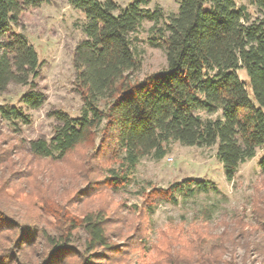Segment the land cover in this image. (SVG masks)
<instances>
[{
  "label": "trees",
  "instance_id": "16d2710c",
  "mask_svg": "<svg viewBox=\"0 0 264 264\" xmlns=\"http://www.w3.org/2000/svg\"><path fill=\"white\" fill-rule=\"evenodd\" d=\"M47 1L0 0V92L10 83L30 86L19 98L28 108L39 107L45 99L33 81L38 76L39 61L26 38L10 30L25 8ZM67 1L85 15L80 25L84 36L75 45L74 58L76 86L83 102L81 114L61 117L49 141L32 140L28 153L22 152L28 157L25 164L30 169L20 175L30 186L24 192L30 199V211L38 216L41 207L33 199L40 201L42 209L53 215L57 232L51 234L15 223L4 214L0 203V264H129L131 252L143 248L145 233L141 224L133 228L123 216L112 214L111 218L104 208L75 216L57 200L62 194L56 193L58 198L49 200L36 181V167H30L40 159L47 160L49 173H56L59 164L69 161L85 146L71 172H81L84 163L91 164L88 168L93 174L104 169L107 174L98 178L97 184L115 190L128 181L140 158L160 159L167 153V144L177 141L189 146L216 144V156L228 181L234 178L239 164L254 157L261 148L258 166L264 175V19L249 21L246 6H237L235 0H179L177 12L167 16L160 7L144 8L147 0H132L124 7L114 0ZM249 3L264 13V0ZM145 18L153 21L150 29L164 48L166 66L139 78L134 76L139 59L132 35ZM162 18L166 19L164 26L156 28ZM240 68L246 71L247 81L239 78ZM0 116L27 119L14 106L0 105ZM101 125L95 143L96 130ZM50 179L52 184L54 175ZM95 185H90L87 193L92 195L99 187ZM2 188L1 182L0 197L7 189ZM195 190L207 191L208 182L187 178L167 188H152L144 195L150 209L162 201L175 202L178 193ZM257 204L253 202L252 206L253 226L244 218H238L236 224L243 235L248 234L246 227L255 232L260 228L263 239L257 244L261 245L264 204ZM114 223L120 228L111 229ZM122 227L132 229L131 233L126 234ZM81 230L82 240L78 236ZM227 233H204L219 244L213 248L212 256H204L203 262L237 264L232 256L222 257L227 250L225 242L235 245L239 239ZM161 235L154 245L156 256L147 264H176L168 249L173 239L165 232ZM178 235L173 236L176 243ZM196 235L201 241L200 234ZM115 239H122V244ZM249 245V241L244 244L246 249ZM196 246L183 253H195Z\"/></svg>",
  "mask_w": 264,
  "mask_h": 264
},
{
  "label": "rangeland",
  "instance_id": "374dc122",
  "mask_svg": "<svg viewBox=\"0 0 264 264\" xmlns=\"http://www.w3.org/2000/svg\"><path fill=\"white\" fill-rule=\"evenodd\" d=\"M114 1L124 7L132 0ZM178 3L179 0H147L142 6L150 10L160 7L167 16L177 12ZM235 3L237 6H246L250 13L249 21L264 19V13L256 5L250 4L249 0H235ZM84 20V13L72 7L67 0H48L38 7L25 8L18 15L10 32L24 36L35 49L39 72L33 81L36 89L44 93L45 99L39 107L28 108L19 98L30 86L18 83H10L0 92V105L14 106L27 118L10 120L0 116V189L1 182L4 187L2 189L7 188L5 196L0 197L2 210L15 223L43 229L51 234L57 232L53 225L56 222L53 215L44 211L40 201L35 198V204L41 207L39 217L30 211V199L24 193L29 191L30 186L26 185L20 175H24L29 168L25 164L28 161L25 153L29 151L30 142L35 139L49 141L55 126L60 124L61 117H78L81 114L83 102L76 86L74 58L75 45L84 36L80 28ZM165 21L164 18L158 20L156 28L164 26ZM152 24V20L145 18L132 35L133 49L139 59V67L134 76L139 78L166 66L164 48L159 45V39L154 38V30L150 29ZM237 74L239 78L248 80L244 69H238ZM248 90L251 95L249 87ZM199 113L206 116L204 112ZM102 127L101 125L96 130L95 143H98ZM84 148L82 146L77 153L71 155L66 163L59 164L56 173L46 170L47 160L43 159L30 167H36V181L48 193L49 200L62 194L57 200L64 203L65 209L71 214L79 216L84 212L104 208L110 217L114 216L112 214L123 216L124 221H128L133 228L141 224L145 233L142 237L143 248L131 252L127 259L129 264L152 263L156 256L154 245L161 240L163 232L173 239L168 249L170 258L176 264H212L210 261L203 262L204 256H212L213 248L219 241L204 233L219 234L223 230L227 234L239 236L235 245L225 242L227 250L222 256L224 259L232 256L237 264H264V244H257L263 239L262 230L258 228L255 232L246 227L248 234L243 235L236 224L238 218H244V221L253 226V202L257 201L259 207L264 204V175L258 166V160L263 154L261 148L257 149L254 157L239 164L234 178L228 181L222 162L216 156V144L208 147L189 146L171 141L167 144L164 157L140 158L128 181L115 190L97 184L98 178L107 174L104 169H98L97 174H93L90 172L91 167L88 168L91 164L84 163L80 168L81 172L76 170L72 173ZM22 152H25L24 155ZM96 163L101 164L99 161ZM53 175L54 181L50 184ZM87 178L91 182H87ZM187 178L207 181L208 190L178 193L175 202L162 201L148 209L145 193L152 188H167L170 184ZM94 183L99 187L90 195L86 190ZM56 193L58 195H54ZM115 224H111L110 228H120ZM131 231L132 229L127 231L123 228L126 234ZM178 234L179 242L176 243V237L173 236ZM196 234H200L201 241H198ZM78 236L82 240V230L78 232ZM193 239L196 242L190 245ZM248 241L250 245L246 249L244 244ZM115 242L122 244L123 240L115 239ZM195 244V253H183L184 249L194 248Z\"/></svg>",
  "mask_w": 264,
  "mask_h": 264
}]
</instances>
